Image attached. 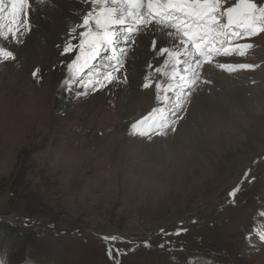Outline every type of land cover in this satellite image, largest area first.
<instances>
[{
  "label": "rangeland",
  "instance_id": "obj_1",
  "mask_svg": "<svg viewBox=\"0 0 264 264\" xmlns=\"http://www.w3.org/2000/svg\"><path fill=\"white\" fill-rule=\"evenodd\" d=\"M39 7L31 6L32 29L22 44L0 41L17 56L0 63L4 264H264V135L248 110L249 104L260 109L264 122V34L238 41L253 44L245 57L221 62L254 69L200 71L188 102L176 95L180 102L162 105L170 120L180 117L175 131L149 141L131 125L159 101L155 87L143 84L150 72L157 77L150 64L164 70L157 55L152 60L151 44L160 46L166 36L136 40L123 60L120 75L127 79L91 92L84 81L104 71L111 51L101 52L81 76L69 75L75 53L63 51L71 29L62 21L56 30L47 25L50 11ZM83 8L91 10L90 3ZM77 15L76 25L83 17ZM36 68L39 78L32 76ZM216 73L229 77L226 83ZM233 81L248 105L236 98ZM187 88L177 86L173 96ZM197 109L202 114L196 119ZM238 186L233 204L228 194ZM180 227L187 231L174 235ZM112 235L116 241L103 239ZM133 247L135 252L115 254Z\"/></svg>",
  "mask_w": 264,
  "mask_h": 264
},
{
  "label": "snow or ice",
  "instance_id": "obj_2",
  "mask_svg": "<svg viewBox=\"0 0 264 264\" xmlns=\"http://www.w3.org/2000/svg\"><path fill=\"white\" fill-rule=\"evenodd\" d=\"M94 5L82 18L81 22L70 31L69 41L65 44L63 54L75 53L68 65V70L74 77H79L90 70L93 61L105 49L111 51L109 62L103 72L92 73L84 81L83 88L98 92L113 82L126 80L121 76L124 67L122 57L128 53V47L135 43L134 37L142 28L151 24L167 26L169 35L178 36L180 47H160L153 40L151 49L155 55L162 58L164 70L160 66L153 67L156 79L151 75L145 77L143 88L155 87L157 100L173 89L172 81H182L187 90L182 89L186 97L198 80L200 70L205 64H212L213 58L219 55L245 57L253 44L248 41L264 34V4L257 0H89ZM30 0H0V41H13L22 44L24 38L31 32ZM80 29V31H77ZM123 40L125 47H118ZM72 41H76L73 43ZM189 57L190 59H185ZM17 56L6 44L0 45V63L15 61ZM216 67L233 73L238 69H254L250 63H216ZM170 68V71L168 70ZM40 69L32 72L34 78H39ZM166 78V79H165ZM66 83H70L66 81ZM204 83H211L205 80ZM182 110V105L177 104ZM175 115V112L172 113ZM177 119H169L163 107H154L147 115L136 120L131 128L135 134L151 141L153 135L166 136L168 131H175ZM247 179V177H246ZM254 179V178H253ZM251 182V181H249ZM241 188L238 186L229 192L235 203V198ZM264 215V213H262ZM162 234L164 229L160 230ZM187 229L180 227L174 235L180 236ZM105 241H116L117 236H104ZM264 240V232L259 235ZM145 247L150 245L145 242ZM161 248L164 244L159 245ZM130 248L124 253L119 250L115 254L126 255L135 252ZM109 256L114 253L111 249ZM0 264L4 261L0 259Z\"/></svg>",
  "mask_w": 264,
  "mask_h": 264
},
{
  "label": "bare ground",
  "instance_id": "obj_3",
  "mask_svg": "<svg viewBox=\"0 0 264 264\" xmlns=\"http://www.w3.org/2000/svg\"><path fill=\"white\" fill-rule=\"evenodd\" d=\"M88 4V3H90L89 2V0H86V1H84V0H30V4H31V6H35V7H38V8H40L39 6H41V7H47L48 9H49V11H50V13H49V16L51 17V19H52V23H46L47 25H49V26H53V28L55 27V28H57V25H55L57 22H58V25H59V21H62V23L66 26V27H68V28H70V29H72L73 27H75V23L77 22V20H79V18L81 17V15L79 16V15H77V13L78 12H81L82 13V15L84 16L87 12H88V10H84V8H83V6H84V4ZM52 4H54L55 5V7H56V10H58L59 11V13H60V15L58 14V13H54L55 11L53 10V8H52ZM54 7V8H55ZM86 7V6H85ZM92 7H94V5H92L91 3H90V8H92ZM33 8V7H32ZM32 8L30 9V16H34V14H33V10H32ZM44 9V8H43ZM46 9V8H45ZM35 11H36V9H35ZM39 11V10H38ZM42 11V10H41ZM90 11V10H89ZM44 14V13H43ZM80 14V13H79ZM42 17V16H41ZM68 18L67 20H64L65 18ZM46 19V18H45ZM48 19H49V17H48ZM47 19V20H48ZM38 20V19H37ZM43 20V19H42ZM41 20V21H42ZM34 21V20H33ZM46 21V20H45ZM32 23V22H31ZM46 25V26H47ZM48 26V27H49ZM73 26V27H72ZM54 28V29H55ZM48 30V29H47ZM53 30V29H52ZM56 30V29H55ZM51 31V30H50ZM171 30L167 27V26H163V25H158V24H151L150 26H148V27H146V28H142L141 30H140V32L136 35V38L134 39L135 41L136 40H142V39H145V38H148V37H153L154 35H158V34H160V35H164V36H166V37H164V38H162L159 42H160V47H169V48H174V47H176V48H178V47H180V45H179V40H178V36L176 35V34H172V35H169V32H170ZM33 32V31H32ZM55 32V31H54ZM35 33V32H34ZM38 33V32H37ZM53 33V32H52ZM56 34V33H55ZM68 34V33H67ZM156 35V36H157ZM35 36V35H34ZM49 36V35H48ZM59 36H60V34H59ZM38 37V36H37ZM41 37V36H40ZM43 37V36H42ZM63 37V36H62ZM158 37H159V35H158ZM31 38V37H30ZM65 37H63V39H64ZM34 40H35V38H33ZM60 39H62V38H60ZM66 39V38H65ZM28 40H29V38H28ZM37 40H39V38H37ZM44 40V39H43ZM56 40H58V39H56ZM29 41H31V40H29ZM64 41V40H63ZM123 40H121V42L119 41L118 42V46H121L120 48H123V46H125V45H121V43H123L122 42ZM39 42V41H38ZM51 42V41H50ZM53 42V41H52ZM147 42V41H146ZM156 42H157V40H156ZM8 43V42H7ZM48 44V43H47ZM50 44V43H49ZM48 44V45H49ZM137 44V43H136ZM141 44V43H140ZM27 45V44H26ZM34 45V44H33ZM40 45V44H39ZM51 45V44H50ZM32 46V45H31ZM139 47V46H138ZM28 48V47H27ZM19 49V48H18ZM30 49V48H29ZM27 50V49H26ZM142 50V49H141ZM29 51V50H28ZM32 51V50H31ZM34 51V50H33ZM140 51V50H139ZM24 52H25V50H24ZM40 52V51H39ZM42 52V51H41ZM134 52V51H133ZM141 52V51H140ZM152 52V51H151ZM20 53V52H19ZM136 53V52H135ZM135 53L133 54V58H134V55H135ZM22 54V53H21ZM25 54V53H24ZM35 54V53H34ZM128 54V53H127ZM149 54V53H148ZM147 54V55H148ZM32 55V54H31ZM30 55V56H31ZM137 55V54H136ZM142 55V54H141ZM154 55L155 54H153V56H152V60L154 61V59H153V57H154ZM37 56V55H36ZM139 55H137V57H138ZM149 56V55H148ZM147 56V57H148ZM146 57V56H145ZM216 57H218V56H216ZM239 57V56H238ZM27 58V57H26ZM31 58V57H30ZM149 58H150V56H149ZM157 58L160 60V64L162 65V66H164L163 64H162V58H160V57H158L157 56ZM220 58V61H216L217 59H219ZM219 58H216V59H214L213 60V63L212 64H205L203 67H202V69L200 70V71H204L205 73H206V70L209 68V67H213V68H217L216 67V63L217 62H219V63H221V62H224V61H228V60H231L232 59V56H225V57H219ZM24 59V58H23ZM125 59V57H122V60H124ZM185 59H190L189 57H185ZM28 60V59H27ZM141 61V60H140ZM146 61V60H145ZM94 62V61H93ZM136 62V61H135ZM147 62V61H146ZM108 63V62H107ZM107 63H105V65L107 64ZM142 63V62H141ZM229 63V62H228ZM238 63V62H237ZM240 63H242V62H240ZM137 64V63H136ZM100 65V64H99ZM104 65V64H103ZM104 65V66H105ZM133 65V64H132ZM138 65V64H137ZM142 65V64H141ZM125 66V65H124ZM130 66V65H129ZM143 66V65H142ZM155 66H158L156 63H155ZM144 67V66H143ZM132 68V67H131ZM103 69L105 70V67H103ZM129 69V68H128ZM153 69V68H152ZM130 70V69H129ZM137 70V69H136ZM141 70V69H140ZM144 70V69H143ZM218 70H222V69H219L218 68ZM147 71V69H145V72ZM169 71H170V68H169ZM214 71V70H213ZM222 71H224V70H222ZM99 72H103V70H100ZM141 72V71H140ZM215 72V71H214ZM98 73V72H97ZM126 73H128V72H126ZM12 74V73H11ZM71 74V72L69 73V75ZM136 74H138V73H136ZM134 75V74H133ZM148 75H151V72H150V74H148ZM155 74H153V76H154ZM216 75H217V77H216V80L218 81V82H220L221 83V85H222V82L223 81H225L224 83H226V80H228V78L229 77H227L226 75H224L223 73L222 74H219V73H216ZM215 75V76H216ZM234 75V74H233ZM241 75V74H240ZM128 76V75H127ZM152 77V76H151ZM134 78V77H133ZM232 78V77H231ZM234 78V77H233ZM232 78V79H233ZM71 79V78H70ZM135 79H136V77H135ZM143 79V78H142ZM154 79V78H153ZM122 80V79H121ZM141 80V79H140ZM199 82V80L196 82V85H197V83ZM141 83V82H140ZM172 84H173V89H175L177 86H181V85H183L184 86V84H183V82L182 81H172ZM231 84V83H230ZM233 84L234 85H236V86H232L233 87V89H234V92H235V94H236V98H239V100L242 102V105L244 104V103H246V102H248V100L244 97V93H243V89H241L240 87H237L239 84L236 82V81H233ZM196 85H195V87H196ZM137 86V85H136ZM229 86H231V85H229ZM228 86V87H229ZM126 88V87H125ZM245 88V87H244ZM128 89V88H127ZM126 89V90H127ZM131 89V88H130ZM171 90L166 96L165 95H163L161 98H160V100L156 103V105H155V107H162V105L164 104V103H168V104H170V103H174L173 101L174 100H176V103H178V102H180V101H182V102H185V101H187L188 100V97L190 96V94H192V93H190L189 95H187L186 97H184L183 95H182V89L180 90V89H178V91H177V93L173 96V94L176 92L175 90ZM125 90V91H126ZM183 90H185V89H183ZM189 91H191V88L190 89H188ZM198 90V89H197ZM196 90V91H197ZM130 91V90H129ZM137 91V90H136ZM186 91V90H185ZM228 91H229V89H228ZM139 92V91H138ZM199 92V91H198ZM127 93V92H126ZM229 93V92H228ZM230 94V93H229ZM148 95V94H147ZM176 95H178V96H183V97H180L181 98V100L179 101L177 98H176ZM127 96V95H126ZM140 96V95H139ZM149 96V95H148ZM147 96V97H148ZM133 97V96H132ZM137 97V96H136ZM126 98H128V97H126ZM129 99V98H128ZM136 99V98H135ZM148 98H146V100H147ZM125 100V99H124ZM139 100V99H138ZM222 100V99H221ZM133 101V100H132ZM142 101V100H141ZM143 101H145V100H143ZM189 101V100H188ZM187 101V102H188ZM203 101V100H202ZM214 101V100H213ZM124 102V101H123ZM212 102V101H211ZM176 103H174V104H176ZM198 103V102H197ZM202 103V102H201ZM144 104V103H143ZM147 104L148 105H151L152 106V102H151V100L149 101V103L147 102ZM213 104V103H212ZM219 104V103H218ZM111 105V104H110ZM119 105V104H118ZM202 105H204L203 103H202ZM246 105H248V103H246ZM250 106H248L249 107V114H251V119L253 120V124H254V127H256V129H257V132H259V133H262L263 135H264V122L262 121V119H261V117H259L260 115V109H256L255 107H253L251 104H249ZM151 106H149V108L151 107ZM121 107V106H120ZM223 107V106H222ZM128 108V107H127ZM148 108V109H149ZM201 108V107H200ZM68 109V108H67ZM194 109V108H193ZM262 109V108H261ZM221 110V109H220ZM196 111V112H195ZM202 113L197 109V110H194V116H195V118L197 119V117L199 116V115H201ZM192 118V117H191ZM248 140V139H247Z\"/></svg>",
  "mask_w": 264,
  "mask_h": 264
},
{
  "label": "trees",
  "instance_id": "obj_4",
  "mask_svg": "<svg viewBox=\"0 0 264 264\" xmlns=\"http://www.w3.org/2000/svg\"><path fill=\"white\" fill-rule=\"evenodd\" d=\"M9 237V236H8Z\"/></svg>",
  "mask_w": 264,
  "mask_h": 264
}]
</instances>
